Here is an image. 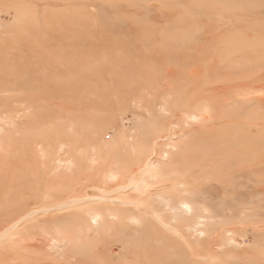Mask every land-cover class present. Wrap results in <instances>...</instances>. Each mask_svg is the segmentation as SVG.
I'll use <instances>...</instances> for the list:
<instances>
[{
	"label": "rangeland",
	"instance_id": "obj_1",
	"mask_svg": "<svg viewBox=\"0 0 264 264\" xmlns=\"http://www.w3.org/2000/svg\"><path fill=\"white\" fill-rule=\"evenodd\" d=\"M0 264H264V0H0Z\"/></svg>",
	"mask_w": 264,
	"mask_h": 264
},
{
	"label": "bare ground",
	"instance_id": "obj_2",
	"mask_svg": "<svg viewBox=\"0 0 264 264\" xmlns=\"http://www.w3.org/2000/svg\"><path fill=\"white\" fill-rule=\"evenodd\" d=\"M165 73H166V71H165ZM195 73H196V71H195ZM191 76V75H190ZM152 96V95H151ZM120 182V181H119ZM111 185V184H110ZM120 185V184H119ZM110 187V186H109ZM122 192V191H121ZM40 241V240H39ZM46 241V240H45ZM48 241V240H47ZM31 242V241H30ZM44 242V241H43ZM19 243V242H18ZM26 244V243H25ZM22 245H24V242H23V244ZM21 246V245H20ZM27 245H25V247H26ZM46 246V245H45ZM48 250V249H47ZM74 261V260H73Z\"/></svg>",
	"mask_w": 264,
	"mask_h": 264
}]
</instances>
